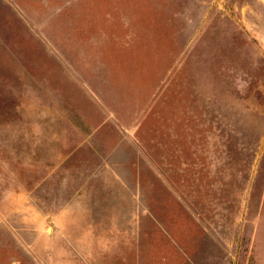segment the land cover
<instances>
[{"label": "rangeland", "instance_id": "374dc122", "mask_svg": "<svg viewBox=\"0 0 264 264\" xmlns=\"http://www.w3.org/2000/svg\"><path fill=\"white\" fill-rule=\"evenodd\" d=\"M0 264H264V0H0Z\"/></svg>", "mask_w": 264, "mask_h": 264}, {"label": "crops", "instance_id": "0c3cea01", "mask_svg": "<svg viewBox=\"0 0 264 264\" xmlns=\"http://www.w3.org/2000/svg\"><path fill=\"white\" fill-rule=\"evenodd\" d=\"M102 18H103V16H102ZM104 19V18H103Z\"/></svg>", "mask_w": 264, "mask_h": 264}]
</instances>
